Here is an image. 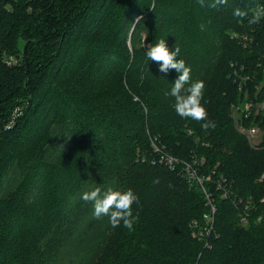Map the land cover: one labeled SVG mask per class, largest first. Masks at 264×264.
I'll return each mask as SVG.
<instances>
[{"label": "trees", "instance_id": "trees-1", "mask_svg": "<svg viewBox=\"0 0 264 264\" xmlns=\"http://www.w3.org/2000/svg\"><path fill=\"white\" fill-rule=\"evenodd\" d=\"M260 5L0 0V264H264V110L241 120L263 129L256 144L233 116L234 106L264 101V22L233 15ZM251 30L250 47L233 38ZM160 39L204 81L215 129L177 115L178 73L146 56ZM232 63L252 74L248 92ZM156 148L179 160L175 170ZM195 161L217 209L211 248L192 235L210 210L185 171ZM96 187L138 195L134 231L94 217L81 197Z\"/></svg>", "mask_w": 264, "mask_h": 264}, {"label": "clouds", "instance_id": "clouds-1", "mask_svg": "<svg viewBox=\"0 0 264 264\" xmlns=\"http://www.w3.org/2000/svg\"><path fill=\"white\" fill-rule=\"evenodd\" d=\"M201 7L219 9L228 4V0H211L207 5L205 0H198ZM235 17L244 19L248 18L249 24H257L264 19V6H257L249 15V11L241 8H235L233 11ZM141 18L137 17V22ZM204 28V25H201ZM180 48L177 45L174 50L170 51L165 39H160L155 44H148L146 56L159 64V71L168 73L175 70L178 73L177 78L172 83L170 95L175 98V111L183 119H192L201 123V128L207 132L209 129H215L217 124L208 118L207 109L204 106V89L205 83L202 80L192 81V69L184 59H178ZM159 183V181H154ZM171 187V185H169ZM82 200L91 202L93 206V215L96 219L108 217L110 225L115 228L121 223L129 231H134V225L138 221V214L134 215L133 205L140 206L138 195L132 190H115L108 187L102 190L96 187L92 190L85 191L82 194Z\"/></svg>", "mask_w": 264, "mask_h": 264}, {"label": "built area", "instance_id": "built-area-1", "mask_svg": "<svg viewBox=\"0 0 264 264\" xmlns=\"http://www.w3.org/2000/svg\"><path fill=\"white\" fill-rule=\"evenodd\" d=\"M260 6H264V5H260ZM261 20L264 22V19H261ZM255 31L256 30L254 31L251 30L250 32H246V33H240V34L237 33L233 35V38L237 39L244 48H247V47L252 46L254 42L256 41V36L254 34ZM7 63L8 65H15L18 63V59L14 57H10L7 60ZM231 67H232L231 77L238 84L240 91L248 92L249 89L247 88V83H249L252 80V77H253L252 74L246 73L245 67H240L238 69L234 63L231 64ZM259 67L262 69L264 73V54L261 57V62L259 63ZM263 110H264V101H261V102L247 101L243 105H237L233 107V116L236 120V124H237V128L239 132L242 135H244L252 144H256L262 138L263 129L258 125L245 126L242 124L241 120L247 119L253 116H257ZM17 116L18 114L16 112L13 116V119L6 126L7 130L12 129L15 126ZM156 152H158V154L160 155L159 157H160L161 163H165L172 170L176 169V166L179 163L178 159L174 158L173 156L169 154L164 153L159 148H156ZM201 162L203 164L204 159ZM152 163L155 164L156 162L153 161ZM194 165H198V162L195 161L193 164H190V163L185 164L186 174L188 175V178L190 181L199 180V183L203 187L204 180L197 175V171ZM225 195L227 197V193ZM206 198H207V205L210 208L209 212L204 214V219L206 223L204 226H202L198 220H194L191 223V228H192L193 237L200 241H203L205 248L207 247L211 248V235L214 232L215 215H216L217 209L214 204V200L211 198V195L206 193ZM262 202H264V199L262 200ZM244 209H245L244 213H242L240 219L242 223H247L248 215L246 212L249 210V205L248 206L246 205ZM259 220H261V218Z\"/></svg>", "mask_w": 264, "mask_h": 264}, {"label": "rangeland", "instance_id": "rangeland-1", "mask_svg": "<svg viewBox=\"0 0 264 264\" xmlns=\"http://www.w3.org/2000/svg\"><path fill=\"white\" fill-rule=\"evenodd\" d=\"M249 142H250V141H249ZM258 142H259V141H258ZM260 142H261V141H260ZM250 143H251V142H250ZM202 179H203V178H202ZM203 180H204V179H203ZM196 181H197V183H199V180H196ZM199 184H200V183H199ZM200 185H201V184H200ZM203 187H204V186H203ZM203 187H202V190H203L204 192H206L207 194H210V195H211V198H213L212 194L208 191V189H206V188L204 189ZM224 197L226 198V195H224ZM213 200H214V199H213Z\"/></svg>", "mask_w": 264, "mask_h": 264}, {"label": "water", "instance_id": "water-1", "mask_svg": "<svg viewBox=\"0 0 264 264\" xmlns=\"http://www.w3.org/2000/svg\"><path fill=\"white\" fill-rule=\"evenodd\" d=\"M24 56H25V59H26V57H27V56H26V50L24 51Z\"/></svg>", "mask_w": 264, "mask_h": 264}]
</instances>
